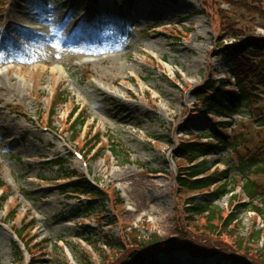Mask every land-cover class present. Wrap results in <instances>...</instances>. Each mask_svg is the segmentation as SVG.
<instances>
[{
    "label": "rangeland",
    "instance_id": "374dc122",
    "mask_svg": "<svg viewBox=\"0 0 264 264\" xmlns=\"http://www.w3.org/2000/svg\"><path fill=\"white\" fill-rule=\"evenodd\" d=\"M1 13L0 74L8 71L2 81H16L18 89L0 92V181L5 185L0 218L17 206L10 222L0 224V264L30 261L25 251L14 252V243L20 244L10 232L23 215L34 223L27 229L31 243L42 242L33 248L37 257L40 249L43 253L40 264H118L141 238L173 235L178 204L189 198L235 212L234 232L241 241L260 229L253 245L264 264V198L248 201L241 191L244 175L237 170L250 155L264 159V74L255 72L252 60L245 65L234 60L259 77L246 83L251 102L238 105L233 114H206L194 93L207 83H233L230 61L221 50L246 36L264 39V0H0ZM49 23L47 35L56 46L42 44L29 28ZM102 55L119 57L97 62ZM55 92L65 93L67 102L47 123ZM147 92L155 107L148 105ZM77 114L85 124L72 130L69 123ZM217 123H225L219 132L238 146L220 145L207 166L230 171L229 187L235 191L219 198L175 192L172 149L181 140L214 143L205 135ZM109 139L122 146L117 158L108 151ZM86 142L95 144L89 156L80 150ZM75 149L83 158L73 155ZM56 159L68 175L76 172L96 183L107 202L93 200L92 213L83 195L71 196L72 180L58 179ZM247 176L264 194V171ZM252 206L261 218L248 212ZM107 242L115 248L108 249ZM158 260L242 264L218 255L193 258L180 249Z\"/></svg>",
    "mask_w": 264,
    "mask_h": 264
},
{
    "label": "trees",
    "instance_id": "16d2710c",
    "mask_svg": "<svg viewBox=\"0 0 264 264\" xmlns=\"http://www.w3.org/2000/svg\"><path fill=\"white\" fill-rule=\"evenodd\" d=\"M222 52L230 61L231 68L234 73L235 86L237 91L228 89L231 82H221L218 87L214 83H207L203 88L194 91L197 100L201 106L205 107L208 113L215 112L217 114L234 112L237 104L247 105L251 102L250 96L246 94V83H255L259 76L264 73V66H260L261 58H264V39L262 37L246 36L239 39V41L231 47H223ZM236 60L239 64L245 65L246 61L252 60L250 65L255 66V72L249 71L246 67H237L234 63ZM67 102L64 93L55 92L51 99V113L49 119L55 116V110L58 106L64 105ZM226 103L230 105L227 107ZM75 112V109H74ZM72 115H70V118ZM80 118H75L71 124V129L84 125V121ZM72 135V133H71ZM213 140L217 144L229 145L227 136H218L211 134ZM72 140L75 141L72 135ZM109 152L113 157H118L121 153L122 146L118 143L112 142L109 139ZM96 143V142H95ZM99 143V141H98ZM95 144L90 146L89 142L82 145L80 150H85L89 155L94 149ZM233 150L237 149L238 145H231ZM217 145L212 143H203L200 141H180L177 147L173 150L172 159L184 161L188 166L179 167L174 178L178 190L187 192H202L210 198H218L228 193L227 187L232 181L229 171H210L207 166L206 157L210 156ZM83 148V149H82ZM246 152H250L247 148ZM247 157V162L239 163V171L244 175L243 191L251 200L264 198V194L259 191V185L251 181L248 173H257L264 171V159L260 156ZM257 157V158H256ZM200 158L203 160L199 161ZM61 161V159H60ZM58 161V162H60ZM61 172L59 179H69L72 181L68 187L70 194L83 195L87 198V208L94 213L92 201L97 200L99 203L107 202L103 190L98 185H94L86 181L81 175H76L71 172L66 173L63 163L53 162ZM3 183L0 181V188ZM114 200L119 202L118 195L113 192ZM179 196V195H178ZM121 203V202H120ZM119 204V203H118ZM178 215L176 214V221L174 227V234L168 238L162 239L156 235L141 238L139 244L133 246V250H125L120 257L118 264H160L158 256L160 253L166 251L181 249L188 252L192 257H212L220 254L224 258H229L233 262H240L243 264H261L259 261L260 254L254 251L253 244H257L261 238V230L253 231L251 236L246 237L245 241L237 236V231L234 228L237 226L236 219L233 214L224 213L217 206L208 202H194L189 199L180 207L178 205ZM240 208V207H239ZM236 208V212L239 209ZM251 211L259 216H262L261 211L257 206L249 208ZM182 212L184 217H182ZM200 222V224H198ZM114 222L109 221L107 225H112ZM108 249L115 247L109 242L106 243ZM39 258L34 257L30 264H39ZM106 264H109L108 262Z\"/></svg>",
    "mask_w": 264,
    "mask_h": 264
},
{
    "label": "bare ground",
    "instance_id": "6f19581e",
    "mask_svg": "<svg viewBox=\"0 0 264 264\" xmlns=\"http://www.w3.org/2000/svg\"><path fill=\"white\" fill-rule=\"evenodd\" d=\"M3 13V12H2ZM2 13L0 14V16L2 15ZM36 17L38 18V20L40 21H42V18L40 19V17L38 16V15H36ZM22 21V20H21ZM51 26H52V23H49L47 26H43L40 30L38 29L36 32H35V34H34V36H38V37H40L42 40H43V43L42 44H44V45H48V46H56V41H55V39L54 40H52L51 38H49V34L47 35V33L50 31V29L49 28H51ZM30 28V27H29ZM42 37H45V39H43ZM61 38H59L58 37V41L60 40ZM119 57V55H115V56H109V57H106V58H103V59H99L97 62H102V61H107V60H111V59H117ZM11 67H9V69H10ZM7 72L8 71H6L5 72V74H0V82H1V84H0V86H1V88L0 89H2L0 92H6V93H12V92H14L15 91V93H16V90L18 89V84H17V82L15 81V82H13V80H6V81H2L3 80V77L5 76V79H6V76H7ZM118 85V84H117ZM107 93V95L109 96V97H112V93H109V92H106ZM146 94V97H147V99H148V105L149 106H151V107H155V103H154V100L151 98V96H150V93H145ZM17 206L16 205H14L13 207H12V210H14L13 208H16ZM152 212H154V213H156V211L155 210H151ZM26 215H23L22 217H21V219L19 220V223H20V225H21V229L22 228H24L26 225H27V223L26 222H24V217H25ZM7 216H6V218L4 219V218H0V224H2V223H4V222H6L7 221ZM24 238H25V240L26 241H28L31 237L30 236H27V234L25 233L24 234Z\"/></svg>",
    "mask_w": 264,
    "mask_h": 264
}]
</instances>
